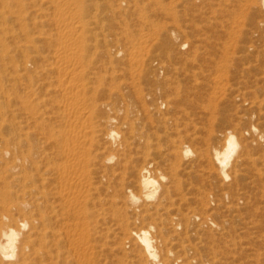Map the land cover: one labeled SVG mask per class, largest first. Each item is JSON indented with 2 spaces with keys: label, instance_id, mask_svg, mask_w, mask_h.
<instances>
[{
  "label": "bare ground",
  "instance_id": "obj_1",
  "mask_svg": "<svg viewBox=\"0 0 264 264\" xmlns=\"http://www.w3.org/2000/svg\"><path fill=\"white\" fill-rule=\"evenodd\" d=\"M113 1L111 0L107 6L106 17L109 23L105 25L106 29L111 28L112 22H110V18L113 17L112 12L115 11ZM153 1L155 4V0ZM137 2H135L134 11H142V4L139 6ZM217 4L220 6L219 13L221 15L226 14L232 20L235 13L242 12L245 9L255 11L263 8L264 0H218L216 6ZM99 10H101L99 0H0V264H105L104 251L106 250L104 249L103 251L102 245L96 248L94 243H98L106 238V236L103 238V235H106V233L103 234L105 231L101 227L102 222L100 220L102 217L100 216L102 205L104 204V198L101 196L105 192L103 179H108L109 174L112 172V166H107V164L112 161H116L117 163L122 161L121 158L116 156L117 154L122 157L126 156V158L127 156L130 157V140L138 139L139 141H145V147H147L149 145L147 139L150 138V135L146 131H137L136 128H138L140 122L137 118H134L137 116H133V118L130 116L137 112L134 110L135 104L132 103L133 101L125 105L126 101L124 103L125 108L122 110L124 116L117 117L115 115L104 114L102 107H100L101 105H96V101L91 99L95 95L88 99L85 97V91L89 86L86 87V83L88 82L83 77L86 72H84L85 74L83 73L84 56L82 57V52H87L90 48L86 42L92 39H95L97 42L96 33L91 34L93 28H89V26L98 25L99 19H102L103 15L99 13ZM94 11L95 13H93ZM143 12L141 17L143 16ZM169 15L171 16V12H169ZM224 17H221L222 20H224ZM142 18L146 19L144 16ZM147 23L149 24V22ZM89 33L92 35V39H89ZM151 33L152 37H154L153 32ZM75 34L76 37H74ZM179 34H181L179 29H172L171 35L173 36L166 39L165 43L168 45L167 54L169 56H175L176 50H178L176 41ZM139 36H141V33ZM141 37L145 39V34ZM143 39L141 40L142 43L146 42L147 37L144 41ZM142 43L139 45H144ZM203 43L206 45L208 40L207 42L203 41ZM185 44L182 42L180 46H184ZM136 48L139 47H134L133 49L136 50ZM112 50L108 47L106 41L102 55L109 59V63H111V56L113 55ZM134 50L130 52L133 58ZM143 51L140 52L138 50L140 54L144 53ZM207 51L210 52L209 49ZM120 52H122L121 48H115L114 54H119ZM211 52L213 51L211 50ZM218 54H221V52ZM222 54L226 55L223 52ZM194 56L196 57V55ZM86 57L88 58V56ZM208 57L210 58V56ZM224 60L228 62L227 57ZM127 62L129 63V61ZM133 62L131 64H134ZM193 62L196 61L194 60ZM195 64L197 63H194V66ZM209 64L206 65L210 67ZM207 66L204 65L205 68ZM197 68H200V66ZM77 69L79 70L78 72ZM131 69L134 70L133 65ZM211 72L209 71V73ZM186 73L188 72L186 71ZM132 75L134 74L132 73ZM98 76H101V74ZM110 77L116 80V77L113 78L114 76L111 75ZM193 81L195 80L192 79V82L190 81L191 84ZM117 82L118 80L116 84ZM158 83V81H154V85ZM116 84L115 87L118 89L119 83ZM167 84H170L168 87L172 85L171 83ZM198 84L200 83L198 82ZM162 89L165 98L162 99V103L164 101V104L167 106L166 112H161L156 105L153 109L157 111L160 128L167 129L168 125H179L187 117H183L185 115V109L181 104L183 94H179L182 91L180 92L179 90L178 92L174 88L169 89L166 87ZM190 89L187 88L185 92L188 93ZM102 90L100 94L108 91ZM138 90L140 91V89ZM184 90L183 88V92ZM91 94L93 95V93ZM141 94L140 92L138 93L140 95V97H137L138 105H140V99V101H143ZM199 94L201 95V93ZM105 95L108 98L114 97L111 92L109 94L106 92ZM188 95L191 94L188 93ZM197 96L195 97L197 98ZM204 97L206 96L204 95ZM204 97L201 98L204 99ZM211 101L214 102V100ZM191 102L195 105L199 104V106L204 104L205 106L203 105V107L207 110L213 109L211 106L210 108L208 107L209 103L208 105L205 101L202 103L203 101L199 98L195 101L192 99ZM108 104L112 106L110 109H112L111 111L114 110V113L120 111L118 99ZM88 108H92L93 111H88ZM90 112L96 115L97 120L95 118V122L92 121ZM207 113L206 116L210 114V112ZM209 116L213 118V115ZM188 120L190 122L191 119ZM185 122L188 123L184 121L183 124H186ZM183 124L180 125L182 126ZM187 128L188 125L186 126ZM250 130H252L253 134H262V131L255 126H252ZM94 131L95 135H93ZM89 132L92 134L89 135ZM88 135L91 137H87ZM170 142L172 143V141ZM171 145L170 149H175V146L173 147L172 145L173 148H171ZM238 146L239 141L236 135L229 133L221 149H215L214 151V159L218 164V167L214 168L218 170V173L224 179L229 178L226 168ZM111 147H115L113 148L115 153H105V150L112 149ZM177 151L172 150V159L181 160L182 153ZM182 152L184 156L188 155L191 150L189 147H183ZM245 154L247 156L250 155L247 149H245ZM140 158L144 160V157ZM193 160L205 162V166L209 168H213L215 161L212 163L208 153L202 154L200 152L196 154ZM169 163L171 164V162ZM120 165L123 166L122 163ZM125 166L134 172V165L125 164ZM136 168L138 169L139 167ZM170 168L173 169V167ZM174 168L176 169V167ZM152 170L154 169L151 166L147 164L143 165L139 171V178L137 180L139 194H136L133 190H129L127 203V199H125V201H121L119 207L116 204V199H113L112 204L118 206L116 208L119 215H122L127 210V207H129L130 211L135 213L138 221H144L145 217L149 219L139 229L129 230L127 220L125 221V218L119 220L117 216L118 220L121 221V231L132 234V237L135 240H139L143 246L144 255L143 253L136 255L139 262L143 259L148 264H175L177 261L187 262L185 255L181 258L178 255L179 253L176 254L173 250L174 245L179 246L180 251L185 252L189 250L188 245L183 244L184 240H180L176 235L174 238L175 243H169L171 247H168L169 245L167 246L166 244L169 241L163 240L165 234L175 232L173 225L176 226V223H181L182 221L186 227V232L194 230L197 233L202 231L201 235L196 237L198 244L202 243L201 236L203 235L207 238H214L215 236L210 232L204 231L201 225H196L194 222L196 216L190 212L189 214L178 210L177 215L174 213L173 217H169L168 215V217H163L160 212L167 207L165 206L167 203L164 205L163 202L171 200V193L180 192L181 185L174 176V178L172 177L174 174L176 176V173L170 175L171 173L169 172L170 176L168 177V174L165 172L154 173ZM167 178L170 185L160 184L161 181ZM257 180L259 181V179ZM260 189L262 188L260 187ZM159 190V197H161L154 199ZM114 192L117 196H122L125 191H123V188H117ZM204 198L205 196L203 199L198 197L196 199V202L202 207L207 204L204 203ZM151 199L156 201L151 202ZM109 205L111 204L109 203ZM105 206L103 205V207ZM110 212L114 213V211ZM166 214H168V211ZM94 217L97 218L95 224H99V230L95 231L97 236L95 235L91 239L89 231L94 227H92L93 225L90 226V222H92V219H95ZM151 229H155L159 240H156L154 235H150ZM196 233L194 234L196 235ZM187 239L191 241L193 237H187Z\"/></svg>",
  "mask_w": 264,
  "mask_h": 264
},
{
  "label": "rangeland",
  "instance_id": "obj_2",
  "mask_svg": "<svg viewBox=\"0 0 264 264\" xmlns=\"http://www.w3.org/2000/svg\"><path fill=\"white\" fill-rule=\"evenodd\" d=\"M156 1L159 2L157 3ZM110 2L111 0H99L101 4L99 13L103 15L102 19H99L98 25L89 26V28L94 29H92L91 34L96 33L97 42L95 39L91 38L92 35L89 33L88 37L92 40H89L86 44H88L90 48L87 52H82V57L84 56L83 68L85 70H83V73L86 72L83 77H85V81L91 85L90 88V85L86 83V87H89L85 91V97L88 99L95 95L91 99L96 101V105H101L100 107H102L104 114L115 115L117 117L124 116V113L122 114V110L125 108L124 103L127 101L125 103V105H127L128 102L130 104L133 101L132 103L135 104L134 110L137 111L133 112L137 114L134 113V115L130 116H132V118L133 116H137L134 117L140 122L137 121L139 123L138 128H136L137 131H146V133H149L150 138L147 139V141H149L147 147H145V141H139L138 139L130 140V157L127 156L126 158V156L122 157L117 154L116 156L121 158L122 161L119 163L112 161L107 164V166H112V172L110 173L111 176L109 174L108 179H103L105 192L101 197L104 198L103 205L106 206L103 207L102 205L100 216L102 217L100 221L106 224L103 225L101 223V227L102 229L104 228L103 231H105L102 232L103 234L106 233V235H103V238H105V236L106 238L102 239V241H100L101 243H94V246L98 248L102 245L103 251L104 249L106 250L104 251L105 264H148L144 259L139 262L136 258L138 253H143L144 255V248L139 240H135V238L132 237V234L128 232H126V234L121 231V221L119 220L125 218L129 230H135L144 226L149 219L145 217L144 221H138L135 217V213L130 211L129 207H127V210H125L122 215H119L117 211L118 206L120 207L121 205V201L127 199V203L129 190H133V192L135 191L136 194H139L137 189L139 171L144 164H147L154 169L152 170L154 173L165 172L168 174V177L176 173V176L174 174L172 177L174 176L181 185L180 192L171 193V200L163 202L164 205L167 203L165 205L167 207L160 212L163 217H173L174 213L177 215L178 210L183 213L190 212L196 216L194 219L196 225H201L204 231L210 232L215 236L214 238H207L203 235L201 236L202 243L198 244L196 237L200 236L202 231L197 233L194 232V230L186 232V227L182 221L181 223H176V226L173 225L175 232H169L163 236V240L169 241L166 243L167 246L171 242L175 243L174 238L177 235L176 237L180 238V240H184L183 244L189 247V250L183 252L179 250V246L174 245V252L176 254L179 253L178 255L181 258L185 255L187 260V262L184 263L177 261L175 264H264V180H262L264 179V7L255 11H248L245 9L242 12H238L239 15L235 13L234 19L231 20L226 14L221 15L219 13L218 10L220 6L218 4L216 6L218 0H214V2L213 0H155V4L153 0H138V2L137 0H114L112 3L115 11L112 12L113 17L110 18V22H112L111 28L106 29L105 25L109 23L106 17L107 6ZM135 2L139 3V6L142 4V11H134ZM205 2L207 3L205 4ZM171 8L172 10L174 9L173 12L170 10ZM142 12L146 19L142 18L143 16L141 17ZM169 12H171V16ZM93 13H95V11ZM223 16H225L223 18L225 22L221 18ZM140 21L146 22V25ZM172 29H179L181 31L178 38L176 36L178 50H176L175 56H169L167 54L168 45L165 43L168 37L173 36L171 35ZM151 32H153L154 37H152L153 35ZM140 33L141 36L145 34L144 38L146 39L147 37L146 42L143 37L139 36ZM76 34L74 37H76ZM142 39L144 41L143 43L141 41ZM207 40L208 43L205 45L203 41L207 42ZM106 41L108 47L111 50L113 49L111 63L108 62L109 59L107 57L102 55V50L105 48ZM182 42L186 44L180 46ZM212 42H214V46ZM141 43L144 45H139ZM133 46L139 48L134 50ZM190 46L191 48H189ZM118 47L119 49L121 48L123 53L114 54L115 48ZM227 47L230 48L228 49ZM137 49L140 52L144 50V53L140 54ZM208 49L210 52L211 50L213 52L210 54V52L207 51ZM133 50V56L136 59H134L130 53ZM219 51L221 54H218L220 53ZM222 52L226 55L224 56ZM217 54L220 57H218ZM194 55H196V57ZM207 55L210 56V58ZM86 56H88V58ZM226 57L228 62L224 60ZM184 58L187 59L185 60ZM213 58L217 60L215 61ZM219 58L220 60H218ZM126 60L129 61V63ZM194 60L196 62H193ZM221 61L223 62L221 63ZM132 62L134 64H131ZM224 62L226 63L224 64ZM194 63L199 65L195 64L194 66ZM206 64H209L211 68L213 67V70ZM132 65L134 70L131 69ZM204 65L207 67L205 68ZM196 66H200V68ZM78 69L77 72L80 70ZM183 70L185 73H183ZM186 71L188 73H186ZM209 71L213 73H209ZM132 73L134 75H132ZM202 73L204 74L202 75ZM99 74H101V76H98ZM110 75L114 76L113 78L116 77L115 75L119 77H116L115 80L112 79ZM91 78L92 80L94 78L96 79L92 82ZM109 78L111 79L109 80ZM192 79L195 80L192 83L193 85L191 84ZM117 80V84L119 83L118 89L115 87ZM154 81H158L159 83L154 85ZM214 81L216 84H214ZM166 82L171 83L173 87H171L172 85L168 87L170 84ZM198 82L200 84H198ZM202 82L207 85H203ZM165 87L169 89L174 88L178 92L179 90L180 92L182 91L179 94H183L184 96L181 97V104L185 109V115L183 117H187L183 122H188V119H191L190 122H194L191 123L195 126L190 122H185L186 124L180 122L179 125L183 124L182 126L171 124L168 125L167 129L160 128L157 111H155L153 107L156 105L161 112H166L167 106L164 104V101L162 103V99H165L162 88ZM183 88L185 89L184 92ZM187 88L191 90L188 92L191 95L185 92ZM101 89H105V91L108 90L106 91L107 94L110 92L113 93L114 97L108 98L107 95L104 96L106 92L100 94ZM138 89H140V91ZM192 90H194V92H192ZM137 91H139L140 94L142 92L141 98H143V101H140L141 99L139 100L140 105L137 104V97H140ZM90 92L93 93V95ZM199 93H201V95ZM196 95L199 97L197 96L196 98ZM204 95L206 97H204ZM101 96L103 97L100 98ZM201 97H204L207 101H209L210 98L214 100V102L211 100L208 102V107L210 108L211 106L213 109L210 108L209 111L204 109V104L201 106L197 104V106L191 102L192 99L195 101L199 98L203 101L202 103L205 101L208 105L207 101ZM106 98L109 100L107 99L105 101ZM115 99L119 100L118 108L120 109V111H116V113H114V110V112L111 111L112 109H110V107L112 106L108 104L112 103ZM88 111L93 110L92 108H88ZM207 112H210V114ZM206 113L208 116H206ZM209 115H213V118ZM91 118L94 122L97 120L95 114H91ZM184 125H188V128L186 129ZM252 126L257 127L262 131V134H253L252 130H250ZM229 133L236 135L239 146L232 155L228 167L226 168V171L229 173V178L224 179L220 173H218V170L214 168L218 167V164L213 154L215 149H221ZM88 134L91 135L92 133L89 132ZM89 135L87 137H91ZM93 135H95V131ZM170 141H172V143ZM171 144L173 147L175 146V149ZM170 145L173 149H170ZM176 147H178V149H176ZM183 147H189L191 152L183 156ZM111 148L112 149L105 150V153H115L113 149L115 147ZM245 149L249 151V156L245 154ZM170 150L171 152H169ZM172 150H178L177 152L182 153V159H172ZM199 152L202 154L208 153L212 163L215 160L213 163L214 169L205 166V162L202 163V161L193 160ZM140 157H144V160ZM169 162H171V164ZM121 163L123 166L120 165ZM125 164L134 165V172H132L130 168H127ZM136 167L139 168L137 169ZM169 167H173L174 170L171 168L169 169ZM174 167H176V169ZM257 179H259V181ZM167 180L168 178L161 181L160 184H169ZM258 185L262 189H260ZM117 188H123V191H125L124 195L117 196L114 192ZM203 192H205V194H203ZM159 193L160 190L156 194V197L153 198L159 199L161 197H159ZM203 195L206 198H204V203H207L204 205L205 207L200 206L196 202L197 197L203 199ZM113 199H116V204L118 206L112 204ZM154 199L150 201L155 202L156 200ZM109 203L111 205H109ZM110 211H114V213ZM167 211L168 214H166ZM110 213L111 215H109ZM96 217L90 222V226L93 225L92 227H94H90L91 230L89 234L91 239H93L95 235L97 236L95 231L97 232L99 230V224H95ZM194 233H196V235ZM150 235H154L156 240H159L155 229L150 230ZM191 236L193 239L188 241L187 237ZM168 247L171 246L169 245Z\"/></svg>",
  "mask_w": 264,
  "mask_h": 264
}]
</instances>
